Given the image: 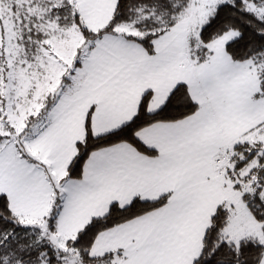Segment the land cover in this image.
I'll use <instances>...</instances> for the list:
<instances>
[{
	"label": "snow or ice",
	"instance_id": "obj_1",
	"mask_svg": "<svg viewBox=\"0 0 264 264\" xmlns=\"http://www.w3.org/2000/svg\"><path fill=\"white\" fill-rule=\"evenodd\" d=\"M0 264H264V0H0Z\"/></svg>",
	"mask_w": 264,
	"mask_h": 264
}]
</instances>
